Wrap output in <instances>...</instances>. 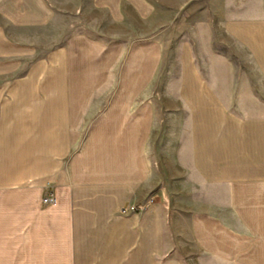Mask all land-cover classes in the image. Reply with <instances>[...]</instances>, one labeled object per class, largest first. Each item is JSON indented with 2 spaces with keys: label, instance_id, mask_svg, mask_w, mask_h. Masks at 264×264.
I'll list each match as a JSON object with an SVG mask.
<instances>
[{
  "label": "crops",
  "instance_id": "crops-1",
  "mask_svg": "<svg viewBox=\"0 0 264 264\" xmlns=\"http://www.w3.org/2000/svg\"><path fill=\"white\" fill-rule=\"evenodd\" d=\"M57 16L54 0H0V236L13 222L20 246L0 264H167L175 232L162 199L123 213L158 185L146 127L87 91L97 66L79 38L55 40ZM239 19L223 30L252 73L221 94L187 57L180 92L191 180L236 195L264 185V15Z\"/></svg>",
  "mask_w": 264,
  "mask_h": 264
},
{
  "label": "rangeland",
  "instance_id": "rangeland-1",
  "mask_svg": "<svg viewBox=\"0 0 264 264\" xmlns=\"http://www.w3.org/2000/svg\"><path fill=\"white\" fill-rule=\"evenodd\" d=\"M54 1L55 40L79 38L97 66L87 74V91L105 94L104 110L118 106L146 127L145 152L158 181L147 201L162 199L174 221L167 264H264V185L236 195L191 180L189 115L180 97L187 57L194 56L202 75L216 78L221 94L227 79L252 73L223 29L227 16L264 15V0ZM10 223L0 252L13 254L20 246Z\"/></svg>",
  "mask_w": 264,
  "mask_h": 264
},
{
  "label": "built area",
  "instance_id": "built-area-1",
  "mask_svg": "<svg viewBox=\"0 0 264 264\" xmlns=\"http://www.w3.org/2000/svg\"><path fill=\"white\" fill-rule=\"evenodd\" d=\"M54 202L53 197H47L44 199L45 204H51ZM154 202V200L147 201L143 204L138 205H128L126 208L123 209V213H137V212H143L149 205H151Z\"/></svg>",
  "mask_w": 264,
  "mask_h": 264
}]
</instances>
